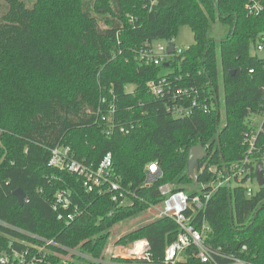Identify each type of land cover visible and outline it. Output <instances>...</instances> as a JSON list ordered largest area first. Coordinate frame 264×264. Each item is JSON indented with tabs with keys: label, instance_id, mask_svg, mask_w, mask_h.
<instances>
[{
	"label": "trees",
	"instance_id": "trees-1",
	"mask_svg": "<svg viewBox=\"0 0 264 264\" xmlns=\"http://www.w3.org/2000/svg\"><path fill=\"white\" fill-rule=\"evenodd\" d=\"M246 1L0 0V256L43 245L31 236L36 235L99 258L116 223L162 200L159 185L190 192L195 183L211 180L208 167L229 166L244 157L250 118L264 115V55H252L250 49L264 32V11L249 15ZM216 21L224 32L219 41L212 37ZM183 26L191 30L193 43L169 66L136 60L140 47L175 38ZM166 75L181 76L178 85L203 86L217 98L220 80L223 124L219 102L210 113L172 117L165 100L147 88L150 80ZM111 103L115 110L107 122L103 115ZM120 126L128 132L121 133ZM258 143H264V124ZM194 145L207 156L188 174ZM56 146L69 147L86 164L110 153L115 174L133 193L131 202L119 205L108 193L88 192L81 178L49 166L50 149ZM152 162L161 177L147 187ZM16 189L25 194L22 205ZM62 189L81 210L67 224L52 208ZM244 190L221 187L207 201V243L264 264V204L255 214L264 202V185L249 198ZM177 233L172 219L158 217L113 243L146 239L152 261L160 262ZM64 254L51 245L47 255L39 256L40 264H86L78 258L64 261Z\"/></svg>",
	"mask_w": 264,
	"mask_h": 264
},
{
	"label": "built area",
	"instance_id": "built-area-1",
	"mask_svg": "<svg viewBox=\"0 0 264 264\" xmlns=\"http://www.w3.org/2000/svg\"><path fill=\"white\" fill-rule=\"evenodd\" d=\"M247 13L252 16H260L264 11V0H247L245 3ZM163 43H147L136 51V60L142 64L166 65L186 51L174 45V38L163 39ZM172 45V52L167 48ZM252 55H264V32L259 33L251 43ZM251 49V48H250ZM253 72V70H250ZM181 76L166 75L150 80L147 88L153 96L164 99L167 112L174 118H183L198 110L202 113H210L218 106L219 98L213 93L195 85H178ZM264 97V85L262 87ZM115 106L109 105L108 112L103 115L107 122L112 121ZM256 121L250 118L248 128L243 133V144L246 146L244 157L222 167L210 166L207 171L211 180L195 183L190 192L175 190L173 184H161L158 191L162 200L152 204L149 208L155 209L156 218L167 217L172 219L178 228L176 238L169 243L164 251L162 261L154 262L150 255V246L146 239H138L128 244H108L103 256L92 257L89 253L79 248H70L59 245L53 240L40 239L43 245H31L23 250L11 249L0 256L1 264H40L42 258L49 253V246L55 245L65 252L62 260L81 259L86 264H252L245 259L236 257L212 248L207 243L210 227L204 218L207 201L221 187L230 188L240 185L245 190L246 197H251L261 187L256 178V166L261 165V174L264 180V143H258L257 139L264 124V115H256ZM121 133H127L124 126L119 127ZM109 133V130L107 131ZM48 165L75 174L82 180L86 191H98L100 194L108 193L113 202L126 205L131 202L133 193L123 185L121 179L115 174L110 153L105 154L97 163L86 164L74 157L67 146H56L50 149ZM205 168H200V172ZM161 177V173L155 162L150 163L146 170L144 185L149 187ZM264 185V184H263ZM52 208L57 214L58 220L66 224L73 221L81 210L73 204L70 193L64 189L58 190L54 195ZM242 250H246L242 246ZM66 258V259H65ZM192 260V261H191Z\"/></svg>",
	"mask_w": 264,
	"mask_h": 264
},
{
	"label": "rangeland",
	"instance_id": "rangeland-1",
	"mask_svg": "<svg viewBox=\"0 0 264 264\" xmlns=\"http://www.w3.org/2000/svg\"><path fill=\"white\" fill-rule=\"evenodd\" d=\"M0 10H1V2H0ZM224 36L223 27L220 24V22L216 21L213 23V33L212 37L219 41ZM163 43V39L161 40H155L153 41V44L155 46L156 43ZM193 43V34L189 27L183 26L180 28V30L177 32L175 38H174V45L178 48L185 49L186 47L190 46ZM251 53L253 52V49L251 47ZM218 98H219V109H220V124L222 125L224 122V104H223V87L222 83L219 80V86H218ZM254 120H258L259 117L253 116ZM156 211L153 208H147L146 211L141 212L140 214L136 215L133 218L124 220L122 222L116 223L111 231H110V238H109V244L111 245L117 238L120 236L126 234L127 232L139 227L140 225L149 222L156 218L155 215ZM66 259V258H65Z\"/></svg>",
	"mask_w": 264,
	"mask_h": 264
},
{
	"label": "water",
	"instance_id": "water-1",
	"mask_svg": "<svg viewBox=\"0 0 264 264\" xmlns=\"http://www.w3.org/2000/svg\"><path fill=\"white\" fill-rule=\"evenodd\" d=\"M168 52H172V45L170 44L167 48ZM207 156V152L201 145H194L190 148L188 152V160H187V171L188 174H191L197 170L198 162L201 161L203 158ZM256 178L258 181L259 186L264 184V180L261 174V165L257 164L256 166ZM14 196L16 197L18 203L20 205L24 202L25 194L21 189H16L13 192ZM264 202L258 207L255 214H257L258 210L262 207Z\"/></svg>",
	"mask_w": 264,
	"mask_h": 264
}]
</instances>
